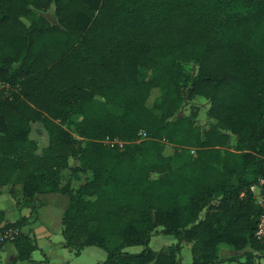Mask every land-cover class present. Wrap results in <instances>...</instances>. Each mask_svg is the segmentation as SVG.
I'll list each match as a JSON object with an SVG mask.
<instances>
[{
  "label": "trees",
  "instance_id": "trees-1",
  "mask_svg": "<svg viewBox=\"0 0 264 264\" xmlns=\"http://www.w3.org/2000/svg\"><path fill=\"white\" fill-rule=\"evenodd\" d=\"M197 96L207 126L194 106L175 117ZM262 176L264 0H0V188L19 212L0 210V232L20 230L9 264H48L31 259L39 248L24 228L35 195L51 192L69 199L65 247H99L101 264H181L184 243L192 264H262L250 191ZM158 234L176 243L154 250ZM221 245L243 252L220 258Z\"/></svg>",
  "mask_w": 264,
  "mask_h": 264
},
{
  "label": "crops",
  "instance_id": "crops-1",
  "mask_svg": "<svg viewBox=\"0 0 264 264\" xmlns=\"http://www.w3.org/2000/svg\"><path fill=\"white\" fill-rule=\"evenodd\" d=\"M8 192V185L0 188V210L5 212L6 219L14 221L15 219L12 217L17 218V212L14 200ZM4 195L8 197L6 202L3 200ZM35 200L37 204L35 218L24 229L32 231L37 246L40 249L39 252L41 255H45L48 264H68L67 248L65 247L63 237L59 240H54V237H52V232L60 231L61 234L62 214L69 202L67 195L59 192L36 194ZM22 213H24V211H22ZM244 250H250V247L247 245ZM242 252L243 251H234L224 245L218 248V256L220 258L238 256L241 255ZM15 256L16 251L11 241L0 245V264L11 263ZM31 259L36 260L33 257H31ZM15 264H31V262L28 260H17Z\"/></svg>",
  "mask_w": 264,
  "mask_h": 264
},
{
  "label": "rangeland",
  "instance_id": "rangeland-1",
  "mask_svg": "<svg viewBox=\"0 0 264 264\" xmlns=\"http://www.w3.org/2000/svg\"><path fill=\"white\" fill-rule=\"evenodd\" d=\"M44 15L51 21L55 22V16L52 13V11L44 13ZM183 68L186 72L194 74L197 70V65L193 62L191 63H185L183 64ZM159 94L157 89H153L151 92V95L148 99L147 104L150 106L152 104L153 99ZM190 106H194L197 109V122L202 125V126H207L208 122L211 120L207 117V110L209 107V102L204 99L203 97L197 96L195 97L194 100H192L191 103H188L185 105L183 108L180 109L178 113L175 114V117L181 115V114H189V108ZM114 112H118L117 109L112 108ZM81 119V116L75 115L72 117V121H79ZM31 136L36 139V141L39 143V147H43L47 145L48 137L46 132L42 128V124L39 122H36L32 125V131H31ZM171 149L167 148V152L170 153ZM69 163L74 164V160L72 158H69ZM180 165V160L178 158H174L172 161V167L176 168L177 166ZM64 179L63 182L66 180V176L69 174L68 169L64 170ZM84 181V178H82L80 181H74L72 184L74 186H77L81 184ZM4 202L8 200V197L6 195L3 196ZM24 213L27 212V209L23 210ZM17 212V217L19 216L18 211ZM204 214V211L201 212L200 216L202 217ZM13 219H16L15 217H12ZM52 237H54V240H59L62 239V235L59 232H52ZM176 240L175 238L168 236V235H163V234H158L155 235L151 238L149 242V247H151L154 250H158L162 246L165 245H172L175 244ZM190 243H184L181 252H180V259H181V264H192V259H191V250H190ZM143 249L142 245H137V246H130L124 248L125 251H128L129 253H138ZM40 249L34 250V252L31 253V257H33L36 260H39L43 258V255L40 254ZM67 252V257L69 260L68 264H101L105 259H106V252L105 250L96 247V246H88L84 247L79 255L74 254L70 250H66ZM261 263L264 264V260H261ZM221 264H236L234 261H225L222 262Z\"/></svg>",
  "mask_w": 264,
  "mask_h": 264
},
{
  "label": "built area",
  "instance_id": "built-area-1",
  "mask_svg": "<svg viewBox=\"0 0 264 264\" xmlns=\"http://www.w3.org/2000/svg\"><path fill=\"white\" fill-rule=\"evenodd\" d=\"M139 134L141 136L145 135V133L142 131ZM102 141L111 147H122L123 145V142L116 138L106 137ZM250 191L255 202L260 206L262 210L255 235L257 238L264 239V176L260 177L256 183L250 186ZM19 232L20 230L18 228H9L4 230L3 232H0V245L5 242L12 241Z\"/></svg>",
  "mask_w": 264,
  "mask_h": 264
}]
</instances>
